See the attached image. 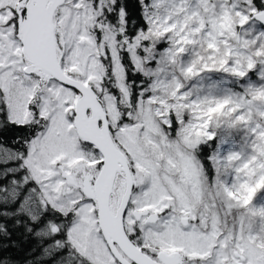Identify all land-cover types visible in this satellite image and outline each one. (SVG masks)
I'll use <instances>...</instances> for the list:
<instances>
[{
	"label": "snow or ice",
	"instance_id": "obj_1",
	"mask_svg": "<svg viewBox=\"0 0 264 264\" xmlns=\"http://www.w3.org/2000/svg\"><path fill=\"white\" fill-rule=\"evenodd\" d=\"M0 236V264H264V0H0Z\"/></svg>",
	"mask_w": 264,
	"mask_h": 264
},
{
	"label": "trees",
	"instance_id": "obj_2",
	"mask_svg": "<svg viewBox=\"0 0 264 264\" xmlns=\"http://www.w3.org/2000/svg\"><path fill=\"white\" fill-rule=\"evenodd\" d=\"M132 0H130V3ZM19 129H6L2 135L4 136L5 139H12L15 137L17 132H19ZM6 225L8 226V230L12 233L11 239L15 240L17 244L19 245L18 248H9L7 249L8 252H11L14 254L16 258L19 260L23 261L25 259H30V256H27L26 253H28L31 249L35 248L36 252L34 255H39L40 252L42 251L41 248V241L39 238H36L32 235H28L27 238L25 239L24 236V230L23 227L19 228H13L12 221H5ZM0 243H9L8 238L0 236ZM47 241L44 242L46 245Z\"/></svg>",
	"mask_w": 264,
	"mask_h": 264
}]
</instances>
